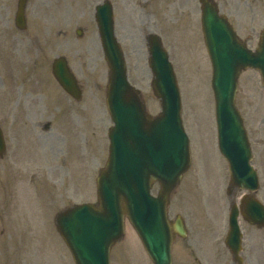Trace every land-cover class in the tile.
Returning a JSON list of instances; mask_svg holds the SVG:
<instances>
[{
    "label": "rangeland",
    "instance_id": "rangeland-1",
    "mask_svg": "<svg viewBox=\"0 0 264 264\" xmlns=\"http://www.w3.org/2000/svg\"><path fill=\"white\" fill-rule=\"evenodd\" d=\"M100 1L67 0L63 18L54 19L50 13L55 11L51 10L45 18L37 17L38 23L32 18L25 31L12 26L9 34L5 32L0 37V126L6 141V152L0 158V203H5V214L0 217V264H35L40 258L41 264H74L55 229L54 217L75 203L96 201L95 178L108 155L107 131L112 125L105 103L108 66L93 27L94 6ZM110 1L128 79L140 90L149 113L160 111L147 63L146 37L150 32L161 36L176 75L192 160L172 196L169 216L174 218L180 213L184 218L189 229L187 240H193L194 231L198 245L222 243L227 228L229 175L226 161L216 148L211 67L197 2L183 0L181 5L176 0L144 4H138V0ZM236 1L218 0L230 9ZM245 1L253 7L252 0ZM168 2L172 8L180 6H176L175 17L182 6L181 19H167ZM174 9H170L172 17ZM252 17L243 28L254 36L249 43L254 48L264 20L257 9ZM78 25L86 29L82 36L75 34ZM3 28L2 24V31ZM61 54L67 56L82 86L77 102L51 75V61ZM235 101L244 118L252 164L259 176L256 196L264 204V88L257 70L242 72ZM16 104L24 114L14 109L11 116ZM46 122L50 124L44 130ZM239 222L243 229H256L240 217ZM210 231V235L202 236ZM249 237L246 243L256 241L264 251V227ZM177 242L172 249L173 263L179 264L181 257L185 264H194L196 253L190 255L183 245L178 250ZM110 264H152L128 221L123 237L111 248Z\"/></svg>",
    "mask_w": 264,
    "mask_h": 264
},
{
    "label": "water",
    "instance_id": "water-1",
    "mask_svg": "<svg viewBox=\"0 0 264 264\" xmlns=\"http://www.w3.org/2000/svg\"><path fill=\"white\" fill-rule=\"evenodd\" d=\"M95 16L110 67L106 91L113 121L108 132L109 155L96 178L98 206L81 204L61 213L57 220L59 230L76 264H109V249L123 235L126 216L153 264H171V229L183 234V224L178 218L168 221V196L190 163L176 79L159 38L152 36L149 66L154 75L152 87L162 110L155 117L148 115L138 98V90L126 79L109 4L97 6ZM202 28L212 63L219 149L228 161L231 183L254 190L257 177L249 165V145L234 95L243 68L258 69L264 85V31L255 51L247 49L205 0ZM53 74L67 92L78 95L75 80L62 59L53 62ZM3 148L0 131V152ZM155 180L160 188L153 197L149 188ZM243 215L250 223L264 224V207L254 199L248 201ZM236 216L237 210L232 207L229 228L237 234Z\"/></svg>",
    "mask_w": 264,
    "mask_h": 264
},
{
    "label": "flooded vegetation",
    "instance_id": "flooded-vegetation-1",
    "mask_svg": "<svg viewBox=\"0 0 264 264\" xmlns=\"http://www.w3.org/2000/svg\"><path fill=\"white\" fill-rule=\"evenodd\" d=\"M16 1V0H14ZM146 1V0H142ZM155 0H149V2H154ZM179 4L182 5L183 0H176ZM261 6H264V0H259ZM67 0H27V9L34 15V16H44L47 14L50 7H53L56 12L54 15V19L63 18L65 15L64 8L66 6ZM186 3V0H184ZM12 4L13 0H0V23L7 25L8 27L11 26L12 21ZM171 2L167 3V11H169L168 20L170 21H176L178 19H181L182 15H184V11L181 9L179 11L178 17L176 16V6L180 8L179 5H176L174 9V17L171 15L170 9H173L170 7ZM249 7H247V5ZM16 3H14V6ZM235 7L233 9L223 7L221 4V9L223 12H225L232 21H234L237 25H239L240 31L244 34V26L246 23V20H250L251 13H252V7L250 6V3L246 2L245 0H237L236 3H234ZM64 7V8H63ZM263 9V8H262ZM228 17V19H229ZM230 20V19H229ZM230 20V21H231ZM231 21V22H232ZM233 24V23H232ZM249 38V37H248ZM247 38V39H248ZM258 229H241L242 231V241L245 239L246 235H249L251 231L254 233L257 232ZM225 235V233H224ZM193 240H187L184 238L182 241H178V245L180 246L179 249H181L182 245L190 250V255L193 254V252L196 253L195 262L194 264H262V254L260 251H258L257 248L252 247L250 244L243 242L240 244V251L238 254L232 252L231 250L227 249L224 250L221 243L215 245V244H200L198 245L197 241ZM225 238V237H223ZM224 247L225 244L223 243ZM235 247V244H233ZM178 249V250H179ZM254 250L252 252L251 250ZM179 253V252H178ZM236 257L240 259V261L236 260ZM192 259V258H191ZM193 261V260H192ZM186 260L183 258H179V264H185ZM190 264H192L190 262Z\"/></svg>",
    "mask_w": 264,
    "mask_h": 264
}]
</instances>
